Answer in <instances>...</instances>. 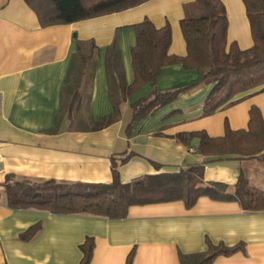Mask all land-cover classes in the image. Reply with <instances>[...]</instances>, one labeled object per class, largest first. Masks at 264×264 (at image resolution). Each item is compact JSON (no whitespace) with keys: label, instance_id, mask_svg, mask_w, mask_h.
I'll use <instances>...</instances> for the list:
<instances>
[{"label":"crops","instance_id":"crops-1","mask_svg":"<svg viewBox=\"0 0 264 264\" xmlns=\"http://www.w3.org/2000/svg\"><path fill=\"white\" fill-rule=\"evenodd\" d=\"M192 1L147 0L117 13L44 25L25 0H0V264H78L79 245L87 236L93 239L89 264H126L130 250L131 264H180L179 253L204 251L207 242L242 244L211 264H264V209L245 210L234 200L202 195L191 208L181 200L132 205L125 217L110 219L12 207L3 190L5 181L109 183L113 160L119 162L130 153L118 166L123 183L201 164L204 183L220 182L230 191L243 173L250 186L264 192L262 156L201 155L197 137L186 143L177 137L204 132L217 138L228 131H246L252 107L264 123V89L239 94L236 102L202 115L212 84L198 83L132 122L130 104L150 90L184 88L199 80L196 70L175 63L164 66L153 83L130 93L121 105L119 120L106 127L81 129L71 126L67 114H60L75 40L91 39L97 46L88 97L81 106L86 120L93 123L113 113L104 67L107 46L116 42L124 79L131 84L132 25L145 18L158 28L168 23L167 51L183 56L186 45L179 23L184 6ZM220 1L226 14L227 43L242 50L251 47L243 1ZM36 224V233L23 239L22 233Z\"/></svg>","mask_w":264,"mask_h":264},{"label":"trees","instance_id":"trees-1","mask_svg":"<svg viewBox=\"0 0 264 264\" xmlns=\"http://www.w3.org/2000/svg\"><path fill=\"white\" fill-rule=\"evenodd\" d=\"M39 16L42 24L72 23L139 5L147 0H25ZM250 25L252 45L247 49L237 48L226 41V14L220 0H193L184 6L180 20L186 54L168 53L171 30L168 23L156 27L145 18L133 24L135 44L131 49L133 81L124 79L120 54L116 42L107 46L105 66L108 95L113 113L90 123L82 113L83 101L88 97L97 46L94 41L75 40L71 65L62 88L60 114H67L71 126L81 129H101L120 118L122 104L128 95L143 85L153 83L161 69L170 64H181L184 69H194L199 80L184 88L159 91L150 90L147 95L132 102L133 122L146 117L157 108L174 100L181 92L198 83H211L212 88L203 101V114L209 115L240 98L237 95L264 89V0H242ZM242 98V97H241ZM248 130L228 131L223 137L210 138L204 132L178 134L183 142L197 137L201 155L218 158L241 153L243 157L264 158V123L252 107L249 110ZM131 126V125H130ZM129 127V126H128ZM242 145V147H239ZM262 152V153H260ZM130 153L113 160L112 180L109 183L83 184L45 180L42 182L5 181L3 187L7 203L17 208H35L60 214H87L97 217L119 219L126 216L132 205L183 201L186 207L195 203L199 196L217 200H234L245 210L264 209V192L250 186L243 173L229 191L220 182L204 183L202 165H189L176 172L145 174L129 182H121L118 166L125 163ZM242 157V156H240ZM38 225L27 228L23 239L31 238ZM79 245L82 257L78 264H89L93 251V239L85 237ZM242 244L227 246L207 242L206 250L179 253L180 264H211L219 255H229L241 249ZM133 251L126 264L132 263Z\"/></svg>","mask_w":264,"mask_h":264},{"label":"built area","instance_id":"built-area-1","mask_svg":"<svg viewBox=\"0 0 264 264\" xmlns=\"http://www.w3.org/2000/svg\"><path fill=\"white\" fill-rule=\"evenodd\" d=\"M191 151H193L194 149L193 148H190Z\"/></svg>","mask_w":264,"mask_h":264}]
</instances>
